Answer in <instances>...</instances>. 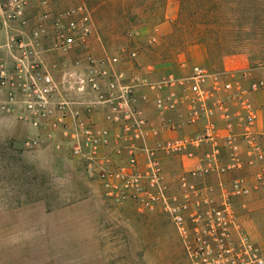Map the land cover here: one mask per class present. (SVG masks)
Listing matches in <instances>:
<instances>
[{
	"label": "built area",
	"instance_id": "1",
	"mask_svg": "<svg viewBox=\"0 0 264 264\" xmlns=\"http://www.w3.org/2000/svg\"><path fill=\"white\" fill-rule=\"evenodd\" d=\"M30 1L0 0V24L22 21ZM39 2L48 5L47 0ZM93 28L83 5L54 18L45 13L23 47L69 53L89 40ZM136 56L134 50L99 59L86 56L83 64L67 66L58 78L40 63L20 59L7 66L1 59L0 89L6 99L0 108L36 129H49L48 138L58 135L56 153L83 166L110 201L162 205L192 264H264V249L239 228L236 213L240 199L264 186V145L248 100L262 83L243 88L239 80H229L236 79L230 74L203 66L149 81L132 64ZM127 65H132L130 71ZM232 88L226 98L224 92ZM140 89L152 92L159 115L175 113L187 126L203 122L201 132L161 139V133L175 126L153 125L142 108L150 97L139 95ZM229 99L235 102L234 113ZM165 156L193 160L190 177H215L216 184L196 188L183 178L178 182L182 193L174 194L164 182ZM246 167L255 168L253 181L229 178Z\"/></svg>",
	"mask_w": 264,
	"mask_h": 264
},
{
	"label": "rangeland",
	"instance_id": "2",
	"mask_svg": "<svg viewBox=\"0 0 264 264\" xmlns=\"http://www.w3.org/2000/svg\"><path fill=\"white\" fill-rule=\"evenodd\" d=\"M76 3L91 11L106 54L136 51L138 75L139 62L181 60V48L194 44L211 55L246 54L253 68L249 84L264 75V0ZM32 144L33 137L0 132V264H192L162 205L114 203L78 162L64 152H34ZM261 200L256 197V206ZM245 215L248 223L251 214Z\"/></svg>",
	"mask_w": 264,
	"mask_h": 264
},
{
	"label": "crops",
	"instance_id": "3",
	"mask_svg": "<svg viewBox=\"0 0 264 264\" xmlns=\"http://www.w3.org/2000/svg\"><path fill=\"white\" fill-rule=\"evenodd\" d=\"M48 5H41L39 0H31L25 12L24 19L22 21H13L8 25L0 24V60L3 59L7 62V66L14 64V61L22 59L23 63H40L44 69L51 72L56 78L65 70L67 66H72L78 63L83 64L86 56L99 59L106 54L105 47L102 45L100 36L95 28L91 11L82 3H74V0H47ZM84 6L87 13L90 16L92 25H94L93 32L90 35L89 40L85 44H77L75 48L69 53H61L58 51H44L42 47L37 45H31L29 47H23L31 37L33 28L40 22L41 17L48 13L52 18L56 17L69 9H79L80 6ZM52 21V19H50ZM51 32V31H50ZM159 37L163 34H157ZM157 37V36H156ZM156 40V39H155ZM48 40H44L42 43H47ZM48 47V46H47ZM178 56V55H177ZM180 57V55H179ZM161 64H154L153 62L138 63L141 66L139 75L143 78L152 76L155 77L158 74L165 76L169 74L184 75L190 72L193 66H203L208 70L218 73H228L230 76L236 79H229L230 81L239 80L240 85L243 88H247L249 80L252 78V66L251 62L246 54L243 53H226L221 55H211L208 48L203 44H194L188 47L181 48V60L178 58ZM37 64V66H38ZM175 68L173 72H167L168 69ZM164 73H167L164 74ZM162 75V76H163ZM239 75L244 77L240 78ZM262 86L257 91L250 92L248 94V100L255 111V129L261 135V142L264 145V75L259 80ZM232 90H226L224 96L230 98ZM139 95L148 94L150 99L147 103H142V108L145 116L155 126L174 125V131L165 130L161 133V139L177 138V137H190L196 133L201 132L203 122H199L193 126H187L180 120L177 114H167L165 116L159 115L154 109L152 98L153 94L146 89H140ZM6 99V93L0 89V105ZM234 101H230V110L234 113ZM101 119V114L98 115ZM49 129H36L29 124L21 122L15 115L9 114L0 108V132L10 135H19L20 138L26 139L33 137L34 144L33 151L38 152L42 150H49L55 155L59 154L55 151L57 139L50 138V144L45 147L46 139L48 138ZM58 138V135H51V137ZM45 147V148H44ZM57 156V155H56ZM194 162L183 156H165L162 160L164 182L169 191L175 193H182L179 189L178 182L180 179L185 178L189 184L196 188H201L206 185H215V177H207L205 179H198L190 177L189 171L192 168ZM255 168L246 167L231 177H244L249 181L254 179ZM263 197L264 200V186L258 189H252L244 198L240 199L236 205V213L238 215L239 228L244 231L246 235L252 240L264 243V202L254 203L256 197ZM251 214V218L248 223L246 221V215Z\"/></svg>",
	"mask_w": 264,
	"mask_h": 264
}]
</instances>
